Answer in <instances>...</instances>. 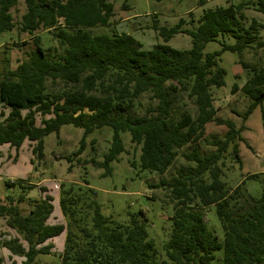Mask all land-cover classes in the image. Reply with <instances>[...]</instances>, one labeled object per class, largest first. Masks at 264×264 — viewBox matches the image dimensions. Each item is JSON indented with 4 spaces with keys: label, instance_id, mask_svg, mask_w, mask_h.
<instances>
[{
    "label": "trees",
    "instance_id": "obj_1",
    "mask_svg": "<svg viewBox=\"0 0 264 264\" xmlns=\"http://www.w3.org/2000/svg\"><path fill=\"white\" fill-rule=\"evenodd\" d=\"M17 1L0 0V33L16 26L11 8ZM23 1L26 10L17 28L32 36L33 49L14 69H0V106L7 110L0 111V145L8 144L16 154L28 140L32 156L42 160L43 137L72 124L83 134L79 148L67 157L70 160L80 154L88 135L109 126L111 141L102 159H89L104 169L102 175L111 174L110 162L125 151L122 132L139 146L138 160H130L131 167L162 175L178 157L185 164L169 179L148 183L151 188L161 187L172 203L163 259L148 237L142 211L131 214L126 223L117 222L101 212L92 188L62 183L59 208L65 222H47L53 198L44 186L38 187L44 194L29 201L26 213L18 207L25 196H9L7 204L0 205V217L18 237L2 239L0 246L22 257L20 264H36L38 255L53 253L48 240L64 233L62 250L55 253L58 264H264V171L245 177L260 184L258 196L247 191L244 180L229 187L222 179L227 158L242 167L241 130L251 111L264 100V67L239 60L247 75L240 88L250 100L239 128L216 116L211 90L224 83L225 70L219 65L223 51L241 54L247 48L264 46L258 35L264 23L253 18L247 26L242 22V10L249 5L264 13V0L209 9L191 28L182 27L181 18L172 26L160 25L154 15L151 29L162 43L150 49H142L126 32L89 31L108 26L114 11L109 0ZM120 6L129 8L127 0ZM39 28L48 31L57 46L44 47L40 37L33 35ZM177 33L190 36L189 48L177 49L167 43ZM226 37L233 42H226ZM210 41H219L220 48L204 52ZM237 88L234 84L232 91ZM178 91L186 92L195 111L184 108L185 102L177 107ZM146 93L155 104L142 111L139 99ZM208 122L225 125L226 130L212 136L206 142L212 149L203 153L198 143ZM262 124L264 131L263 109ZM29 161L33 164L34 160ZM209 206L215 208L221 239L207 228L204 209Z\"/></svg>",
    "mask_w": 264,
    "mask_h": 264
},
{
    "label": "rangeland",
    "instance_id": "obj_2",
    "mask_svg": "<svg viewBox=\"0 0 264 264\" xmlns=\"http://www.w3.org/2000/svg\"><path fill=\"white\" fill-rule=\"evenodd\" d=\"M109 1L113 3L114 11L108 26H96L90 28L89 31L92 34L102 32L110 34L113 30L126 32L141 43L142 49H150L153 45L162 43L160 36L151 29L154 15L160 25L169 27L181 18L184 21L182 27L191 28L197 25L199 16L209 9L253 0H127L129 6L127 9L121 8L122 0ZM25 10L24 1L18 0L11 8L16 26L11 31L0 33V69H14L20 61L27 58L33 49L32 36L26 32H20L17 28V23ZM242 14L244 26H247L252 18L260 24L264 23V13L256 11L252 5L243 9ZM33 35L40 37L44 47L57 46L56 41L51 38V34L42 28L35 31ZM258 35L259 40H264V27L260 28ZM226 38V42H233L231 38ZM219 41L206 43L204 52L218 50L220 48ZM167 43L177 49L189 48L191 45L190 36L184 33L175 34ZM240 59L257 67H264V46L247 48L241 54L223 51L220 55L219 65L225 70L224 83L220 87L211 88L213 106L217 110L216 116L231 120L237 128L243 123L241 115L250 101L240 88L247 78L246 72L239 64ZM234 84L238 88L232 91ZM175 98L178 99L177 107L185 102L184 108L195 111V107L186 97V92L178 91L175 93ZM139 100L142 111L148 105L155 104L154 100L149 98L148 93L143 94ZM262 109L264 111V100L261 105L251 111L243 123L245 127L241 130V135L244 140L238 144L242 167L239 168L236 163H231L227 158L226 167L223 170L225 174L222 178L229 187H234L244 180V186L253 196L260 194L261 186L256 180L245 177L248 174L264 171ZM1 110H3L2 106H0ZM40 118L37 113V124H40ZM225 130V125L208 122L205 125L203 139L198 143L201 151L204 153L212 149V146L207 145L206 142L214 135L221 136ZM82 134V129L72 124L62 125L57 134L55 132L48 133L43 137L42 160H37L32 156L31 143L28 140L24 141L19 150L17 161L14 158L9 160L8 148L1 147L0 205L7 204L5 199L9 196L16 198L23 194L25 200L18 203V207L21 212L26 213L30 208L29 201L39 199L44 194L38 188L44 186L47 193L53 198L51 202L53 209L47 222L50 224L64 223L65 220L59 208L60 183L67 187L87 185L94 190V196L101 212L105 216H111L117 222L126 223L131 214L142 211L146 217L148 237L154 243L157 256L159 259L165 258L162 245L170 235L169 218L172 215V203L164 195L165 191L161 187L151 188L148 183H158L160 178L169 179L180 166L185 164L183 158L178 157L162 175L147 170L139 171L129 164L130 160H138L139 146H134L130 142L129 134L122 132L120 137L125 151L119 155L117 160L110 162L111 174L102 175L104 169L91 164L89 159L91 157H95L98 161L102 159L103 153L106 152L110 144L112 129L109 126H103L93 131L85 138V144L80 154L68 160L67 157L79 148ZM12 154L15 156L14 150H12ZM30 158L34 160L33 164L30 163ZM40 181L41 183L37 184ZM5 182H13V184L6 186ZM19 183L32 188L25 189ZM204 213L207 228L221 239V226L214 206L205 208ZM14 236L18 237L17 233L6 225L3 217H0V240ZM48 242L53 244V253L38 255L36 264H58V257L55 253L62 250L64 233L53 237ZM0 260L1 264H20L22 257L13 256L6 248L0 246Z\"/></svg>",
    "mask_w": 264,
    "mask_h": 264
},
{
    "label": "crops",
    "instance_id": "obj_3",
    "mask_svg": "<svg viewBox=\"0 0 264 264\" xmlns=\"http://www.w3.org/2000/svg\"><path fill=\"white\" fill-rule=\"evenodd\" d=\"M3 111L4 112H6L7 110L6 109H3ZM24 143V142H23ZM23 145V144H22ZM22 145H21V147H22ZM1 147H6V148H8V152L7 153H9V160H11V159H15L16 161L18 160V154H19V150L21 149V147H20V149L18 150V152L15 154V156H13V154H12V150H14V148H12V147H9L8 146V144H2V145H0V149H1ZM15 151V150H14ZM39 183H41V181L40 182H38L37 184H39Z\"/></svg>",
    "mask_w": 264,
    "mask_h": 264
}]
</instances>
